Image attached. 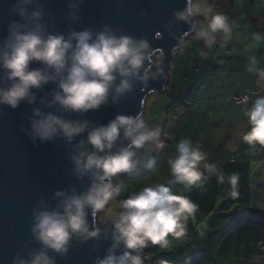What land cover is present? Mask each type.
I'll return each instance as SVG.
<instances>
[{
    "label": "clouds",
    "instance_id": "clouds-1",
    "mask_svg": "<svg viewBox=\"0 0 264 264\" xmlns=\"http://www.w3.org/2000/svg\"><path fill=\"white\" fill-rule=\"evenodd\" d=\"M83 2L69 0L67 15L73 21L79 19L76 13ZM8 12L14 18L8 21L6 35L0 40V105L13 110L22 103L33 105L37 102L36 90L54 84L51 99L40 98L43 108L31 109L27 127L21 131L34 144L59 138L67 145L86 132L85 139L76 141L69 159L76 178L89 179V186L80 194L74 188L55 191L52 198H61L55 206L38 202L40 207L33 209L29 231L40 247L26 257L13 256L12 264H56L49 251L64 256L74 238L84 243L101 236L95 218L102 211L105 222L112 224V243L104 257L95 258L93 264H145V248H169V237H183L188 221L195 220L198 212V205L188 195L172 191L169 183L182 185L184 193L202 189L209 179L203 171L206 170L216 176L219 184L228 183V195L239 196L238 175L225 176L208 162L207 154L198 145L185 137L176 144L175 156L167 160L172 181L153 183L121 199L124 185L113 186L112 179L153 166V145L162 146L160 127L151 124L140 111L134 116L118 114L106 124L97 125L44 109L56 107L68 115L83 117L107 105L110 98L113 103L126 98L136 82L147 87L148 80L155 79L148 41L118 35L107 25H101L99 30L70 29L67 34L50 31L41 0H12ZM173 15L190 24L189 32H194L195 38L209 49L218 34L227 41L239 27L227 15L214 11L207 0H186L185 7ZM196 17L203 18L198 26ZM256 40L261 37L256 36ZM200 55L206 57L207 53L201 51ZM33 63L41 67H31ZM258 64L254 56L250 57L246 71L264 82V68ZM118 77L119 83L115 84ZM245 116L248 127L241 135L242 142L250 149L258 146L264 150V95L255 98ZM89 215L93 217L91 225Z\"/></svg>",
    "mask_w": 264,
    "mask_h": 264
},
{
    "label": "water",
    "instance_id": "water-1",
    "mask_svg": "<svg viewBox=\"0 0 264 264\" xmlns=\"http://www.w3.org/2000/svg\"><path fill=\"white\" fill-rule=\"evenodd\" d=\"M12 0H0V40L6 35V26L10 19L8 8ZM44 5L45 21L50 31L67 34L70 29L81 30L85 27L99 30L107 25L117 30L118 35H129L136 39L145 38L150 51L153 52L152 72L155 79H149L147 87L136 82L133 91L126 98L113 103L111 98L107 105L96 111H89L85 116L68 115L56 107L44 109L72 119H87L97 125L106 124L118 114L135 115L144 113L147 98L156 93H163L168 82V72L172 54L179 50L187 38H191L190 24L175 19L173 12L182 10L186 0H84L79 5V19L73 21L68 17L69 0H41ZM200 22L203 18L196 17ZM31 67H41L33 63ZM157 68L161 71L157 72ZM3 73L0 72V76ZM119 83V77L114 82ZM3 86V82H0ZM54 84L45 85L36 90L37 102L33 105L22 103L15 110L0 105V264H12V257H26L39 249L29 231L33 219V209L40 203L55 206L61 198H52L57 190L75 189L77 194L89 186V179H77L73 173V164L69 156L75 151L73 147L78 140L86 138V132L77 137L72 145L63 139L53 142L35 144L21 131L27 127L28 117L33 107H41L40 98L51 99ZM112 182V181H111ZM89 224L93 217L88 216ZM101 236L95 240L79 243L73 239L71 247L64 256L56 255V264H93L95 258H103L110 247L112 224L98 221ZM120 250H117L119 254ZM145 262L148 248L143 250Z\"/></svg>",
    "mask_w": 264,
    "mask_h": 264
},
{
    "label": "crops",
    "instance_id": "crops-1",
    "mask_svg": "<svg viewBox=\"0 0 264 264\" xmlns=\"http://www.w3.org/2000/svg\"><path fill=\"white\" fill-rule=\"evenodd\" d=\"M212 1L239 27L234 29L232 39L225 41L222 35H217L215 44L207 48L206 62L217 67L206 74L211 83L204 91V103L197 93L193 95V89L176 93L178 100L189 96L188 99L195 102L194 107L175 108L174 116L159 123L164 124V134L169 130L167 136L159 137L162 146L157 147L167 159H158V156L155 165L158 167H154L153 173L160 167L167 168V160L176 153V144L187 137L225 176L238 175L239 196L228 195V183L219 184L216 176L206 170L203 171L209 179L202 189L193 188L184 193L182 185L169 183L172 191L188 195L198 205V212L195 220L188 221L183 237H169L172 248H177L174 250L177 258H169L167 254L158 256L176 264H264V150L258 146L250 149L241 140L248 127L245 110L258 95H264V82H258L255 74L246 71L249 58L253 56L259 61L258 67L264 68V0ZM241 12L243 17H239ZM249 26L253 29L247 35L252 36L239 35L242 28ZM256 36L261 40L257 41ZM243 95L249 96L246 105L232 102L233 97ZM146 102L144 114L151 116ZM189 119L203 126L187 136L181 126ZM171 246L162 252H168Z\"/></svg>",
    "mask_w": 264,
    "mask_h": 264
},
{
    "label": "rangeland",
    "instance_id": "rangeland-1",
    "mask_svg": "<svg viewBox=\"0 0 264 264\" xmlns=\"http://www.w3.org/2000/svg\"><path fill=\"white\" fill-rule=\"evenodd\" d=\"M207 3L213 7L214 11L225 14V12L223 11L224 9H222V7L218 9L216 7L217 5L215 6L213 1L211 2V0H207ZM243 16L244 13L241 12L239 17ZM228 18H231V16L228 15ZM252 29L253 27L251 26L242 28L241 31H239V35L243 34L244 37L249 38L253 34H247H249ZM208 50L209 49H207V47L202 41L195 38V33L193 37L187 38L183 43L182 47L172 54L166 90L163 93L152 94L147 99L146 103L151 110V116L150 113L145 116V110L143 115L146 120L151 122V124L158 125L160 127V138L164 137V135L167 136L169 130L164 134V124L159 123L162 121H166L168 117L174 116L175 112L173 109L186 106L185 108L188 110L189 108L194 107L195 102L189 100V96L187 98H184L179 95L178 97H181L180 101V99L178 100V98H176V93L180 94L181 90L190 91V89H193V95L197 93L198 99L202 101L204 91L211 83L209 77H207L206 74L208 70L217 67V65L211 63L210 61H208V63L206 62V60L208 59V54L206 57H202L200 55L201 51L207 53ZM172 91H174L175 93H173ZM202 103H204V101H202ZM202 126L203 123L189 119L187 120V122L184 121L183 125L181 126V129L185 130L187 136H190L191 132L196 133L197 130L202 128ZM158 151L159 150L157 147L156 149L153 148L151 155L154 157L155 162L151 168H141L133 173L119 174L117 177H114L112 179L111 183L113 186H116L117 184L124 185V189H122L120 197L121 199L126 198L131 195L134 191H138L139 189L149 186L153 183H165L168 181H172L173 178L168 174V170L164 166L160 167L157 173H153L155 171V168L158 167V164L155 167L157 163V157L159 156L158 159H160L161 157L165 156L163 152H160L162 150H160L159 152ZM165 159H167V157H164V160ZM97 220L104 222L105 212L102 211L101 213H98ZM156 247L157 245H152L148 247V251L146 254L147 261L145 262V264H176L172 261H167L165 257L163 258L158 255L163 256L164 254H167L169 255V258H177L176 253L174 252V250H177V248L174 249L172 248L173 246H171L168 252H162L163 250L160 247Z\"/></svg>",
    "mask_w": 264,
    "mask_h": 264
},
{
    "label": "built area",
    "instance_id": "built-area-1",
    "mask_svg": "<svg viewBox=\"0 0 264 264\" xmlns=\"http://www.w3.org/2000/svg\"><path fill=\"white\" fill-rule=\"evenodd\" d=\"M249 101L248 95L237 96L232 98V102L236 105H246Z\"/></svg>",
    "mask_w": 264,
    "mask_h": 264
}]
</instances>
